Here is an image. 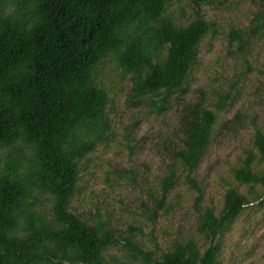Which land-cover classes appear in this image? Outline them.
Listing matches in <instances>:
<instances>
[{"label":"trees","instance_id":"16d2710c","mask_svg":"<svg viewBox=\"0 0 264 264\" xmlns=\"http://www.w3.org/2000/svg\"><path fill=\"white\" fill-rule=\"evenodd\" d=\"M168 3L0 0V264H111L105 253L121 242L115 230L70 209L83 160L106 139L110 98L97 74L105 60L115 61L128 74L130 97L147 99L161 112L162 102L186 84L200 41L215 34L198 3L196 18L186 25L168 13ZM262 19L264 11L253 23ZM242 33L231 30L230 42ZM229 97L221 94L217 109ZM215 121L216 113L199 101L184 107L182 146L173 157L197 191L195 207L201 189L190 173L207 150ZM252 145L233 172L249 194L230 187L218 215L212 207L199 212L196 232L208 243L203 252L188 239L156 255L134 240L132 227L122 248L140 264H223L218 237L264 196V131L257 127ZM177 181L170 168L160 182L162 199ZM256 185L262 193L253 192ZM38 194L50 202L48 209L39 206Z\"/></svg>","mask_w":264,"mask_h":264},{"label":"rangeland","instance_id":"374dc122","mask_svg":"<svg viewBox=\"0 0 264 264\" xmlns=\"http://www.w3.org/2000/svg\"><path fill=\"white\" fill-rule=\"evenodd\" d=\"M197 3L201 16L215 24V34L200 41L186 84L162 102L161 112L147 99L130 97L128 74L115 61L105 60L98 70L97 81L110 98L106 139L83 160L70 209L115 230L121 242L105 253L111 264H140L139 256L122 248L130 227L137 229L134 240L156 255L188 239L203 252L208 243L196 232L199 212L212 207L218 215L230 187L249 194L233 172L253 147L255 127L264 131V19L253 23L264 11V0H169L167 10L186 25L196 18ZM231 30H242L238 41L230 42ZM226 92L227 105L217 109ZM197 101L216 113V121L207 150L190 173L201 189L195 207L197 191L173 153L182 146L184 107ZM170 168L178 181L162 199L160 182ZM252 190L260 194L263 188ZM37 197L40 207H50L44 194ZM218 242L223 264H264V196L246 207Z\"/></svg>","mask_w":264,"mask_h":264}]
</instances>
